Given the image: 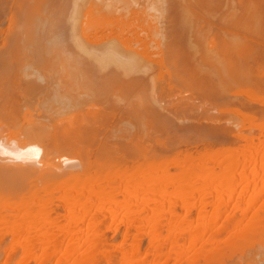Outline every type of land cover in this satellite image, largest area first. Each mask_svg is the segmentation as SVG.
Wrapping results in <instances>:
<instances>
[{
    "label": "bare ground",
    "instance_id": "bare-ground-1",
    "mask_svg": "<svg viewBox=\"0 0 264 264\" xmlns=\"http://www.w3.org/2000/svg\"><path fill=\"white\" fill-rule=\"evenodd\" d=\"M146 1L137 15L136 0H0V264H264V62H242L264 40V0L182 1L194 80L155 40L169 0ZM113 21L151 40L89 33ZM143 62L158 69L130 75ZM164 70L193 88L191 120L159 107Z\"/></svg>",
    "mask_w": 264,
    "mask_h": 264
},
{
    "label": "rangeland",
    "instance_id": "rangeland-1",
    "mask_svg": "<svg viewBox=\"0 0 264 264\" xmlns=\"http://www.w3.org/2000/svg\"><path fill=\"white\" fill-rule=\"evenodd\" d=\"M150 1V0H149ZM153 1V0H152ZM176 3H175V2ZM173 2H171V0H169L168 1V3L166 4V5H164L163 7H159L158 9H154L153 11L157 14H155L154 12H152L153 13V15H154V17H155V19L156 20H159L161 23L160 24H164L163 26H161V27H164L163 28V30H164V32H166V33H164V34H166V35H164V36H162L163 35V32L161 33V31H160V36H156V37H159V38H157V39H155V40H157V41H159L160 39H162V37H164V41H165V43L167 42V45L166 46H169V44L170 45H172V44H174V46L177 48V51H180V54L182 55V57H183V59L185 58V57H187L186 55H184L185 53V51H187V53H188V50H186L187 49V45L186 44H188V40H191V41H193L194 39V36H193V38L190 36V37H188V34H189V28L187 27V25H186V23L185 22H183V17H182V15L183 16H185L184 15V13L182 12V10H181V8L184 6V2H182L183 0H174ZM236 1H240V0H236ZM246 3H247V1L246 0H244ZM243 0H241V2H243V3H241L240 5V9H243V7L242 6H244L243 4H245V2H244ZM258 2H259V0H257ZM146 0H136V2H135V5L137 4V6L135 7V5H134V7L132 8V12L134 11V13L136 12H139V14H137V15H140L141 14V12L143 11V10H146V9H148L147 7H146ZM183 4H182V3ZM248 2H249V0H248ZM49 3V2H48ZM153 3V2H152ZM172 4V3H175L173 6L171 5V6H169V4ZM179 3V4H178ZM237 3V2H236ZM179 5V6H178ZM52 6H54V4L52 5ZM180 6H182V7H180ZM201 6V5H200ZM205 6V5H204ZM144 7H146V9H143ZM164 7H166V8H164ZM170 7H173L172 9L174 10H172V9H170ZM202 7V6H201ZM199 8V6H198V8H193L192 7V9H193V11H194V13L195 14H198L197 16L199 17V19H200V16H205V17H207L206 15H207V13L210 11V6H205V7H202V8ZM239 7V6H238ZM138 8H140V9H138ZM185 8H186V4H185ZM191 8V7H190ZM205 8H207V11H206V9ZM208 8H209V10H208ZM183 9V8H182ZM162 12H161V11ZM171 10V11H170ZM197 10V11H196ZM203 10V11H202ZM147 11V10H146ZM157 11V12H156ZM168 11V12H167ZM198 11H200L201 13H199ZM130 13V14H133V13ZM183 13V14H182ZM205 13V14H204ZM178 14V15H177ZM199 14H200V16H199ZM204 14V15H203ZM169 15V16H168ZM180 15V16H179ZM210 15H212V11H210ZM163 16H164V18H166V20L163 18ZM213 16H217V15H212L211 17H213ZM176 17V19L174 20V18ZM188 17V16H187ZM179 18V19H178ZM210 18V17H209ZM213 19H214V17H213ZM212 19V21L210 22V23H205V22H202V24H201V26H202V29L204 30V29H206V30H211V31H209V33H211L212 35H213V32H214V35H213V37H215V39L216 40H218L219 41V39H220V30H219V27L217 26V22H215V20H213ZM161 20H164V21H161ZM168 20H169V23H168ZM179 20V21H178ZM195 20H197V19H195ZM194 20V21H195ZM117 21H119V20H117ZM117 21H113L114 23H113V26H99L98 25V29L97 30H95L94 28H92V29H90L89 30V33H91V34H96L97 32H99V30H102L103 31V35H104V37H103V35H101V36H99V38H97V37H95V38H92L91 36H90V38H88L89 39V41L88 42H90V40H91V38L92 39H96V40H98V41H100L101 39H102V37H103V39L105 38V40L106 39H108L107 37H109L110 36V34L112 35V36H110V38H111V41H112V39L114 38V40H115V38H118L119 39V37L121 38H123V40H127V41H131V42H135V44L137 43V41L140 43V44H142L143 45V43H144V45H145V42L147 41V40H151L150 38H149V34H150V30L148 31V33H140L141 32V30L140 29H138L137 27H136V30L138 29V33L137 34H135V31H131V29H129V28H126L125 30H116L115 29V25L116 26H118V22ZM122 21V20H121ZM124 21V20H123ZM173 21L175 22V24L173 25L172 23H173ZM116 22V23H115ZM165 22V23H164ZM196 23H197V21H195ZM166 23H168V24H166ZM178 23V24H177ZM185 23V24H184ZM201 23V21H199V24ZM170 24V25H169ZM262 25V24H261ZM176 26H177V28H176ZM200 26V25H199ZM208 26V27H207ZM258 26V25H257ZM259 26H260V24H259ZM258 26V27H259ZM110 27V28H109ZM112 27V28H111ZM146 27V26H145ZM218 27V29H216ZM108 29V31H106ZM260 29V28H259ZM112 30H113V32H112ZM116 30V31H115ZM105 31V32H104ZM173 31V32H172ZM178 31V32H177ZM207 31V32H208ZM115 32H116V34H115ZM130 32V33H129ZM187 32H188V34H187ZM168 33V34H167ZM100 34V32L98 33V34H96V35H99ZM113 34H115V35H113ZM148 36V38L146 37V35ZM121 35V36H120ZM124 35H126V36H124ZM177 37H176V36ZM182 35V36H181ZM191 35V34H190ZM217 35V36H216ZM107 36V37H106ZM116 36V37H115ZM119 36V37H118ZM127 36H128V38H127ZM132 36H133V38H132ZM136 36H137V38H136ZM171 36H172V38H175L173 41H174V43H171V42H168V41H170L171 40ZM138 37H139V39L142 37L143 39H140V40H138ZM145 37V38H144ZM217 37V38H216ZM109 38V39H110ZM125 38H127V39H125ZM135 38L137 39V41H135ZM170 38V40H167V39H169ZM117 39V40H118ZM131 39V40H130ZM147 39V40H146ZM186 39V40H185ZM185 40V41H184ZM263 40V39H262ZM108 41V40H107ZM107 41H105V42H107ZM195 41V40H194ZM193 41V42H194ZM102 44L103 43H105L104 42V40H102V41H100ZM126 41H123V43H125ZM131 42H127L128 43V45L129 44H131V45H133ZM262 42V44L260 43L259 45L261 46L262 45V48L260 47V46H253V47H251L250 48V50H252L251 52L249 51V53L247 54V56H246V59H244V60H246L247 61V58H248V61L246 62V61H242L243 62V64H244V66H246V68L248 69V70H250V68L252 69V70H250V71H252L253 72V70L255 71L256 70V67H263V62H264V40L263 41H261ZM115 43H117V42H111V43H108L107 42V45H105V44H103V46H104V49H106V50H109V48H112V47H110V46H112V44L113 45H115ZM85 44H87V42H85ZM109 44H111V45H109ZM179 44V45H178ZM88 45V46H87ZM86 46H87V48L88 49H90L91 47H90V45H92V44H87ZM141 45V46H142ZM107 46H108V49H107ZM136 46H138L137 47V49L140 47V45L139 44H137ZM173 46V45H172ZM184 46V47H183ZM98 47V50L97 51H101L102 50V47L100 48L99 46H97ZM183 47V48H182ZM255 47V48H254ZM101 50H100V49ZM141 48V47H140ZM180 48H182V51L180 50ZM185 48V49H184ZM253 48H254V50H253ZM92 49V48H91ZM97 49V48H96ZM183 49H184V51H183ZM93 50V49H92ZM92 50H90V51H92ZM97 51H95V52H97ZM103 51H105V50H103ZM175 51V50H174ZM105 52H107V51H105ZM98 53V52H97ZM182 53H184V54H182ZM179 54V56L178 57H180L181 55ZM189 54H192V53H189ZM254 55L253 57H251L252 55ZM255 54H256V56H255ZM258 54V55H257ZM260 54V55H259ZM100 55V54H99ZM176 55H177V53H176ZM184 55V56H183ZM192 55H194V54H192ZM192 55H189L190 56V59H189V57H187L188 59H187V61L185 60H181L180 58H179V60H180V66H181V68H177V71H178V73L180 72L181 73V75H180V73H179V75L182 77L183 76V78H186L185 80H188V78H189V80H192L193 78H195L194 76H196L195 75V73H192V71L193 72H195L194 70V61H195V59H199V57H200V55H196L198 58H195L194 56H192ZM249 55H250V57H249ZM101 56V55H100ZM262 57V58H261ZM155 57H153V60L155 61V59H154ZM191 58H192V60H194V61H192L191 60ZM250 58H253V59H250ZM103 59H105V57H103ZM250 59V60H249ZM157 60V59H156ZM192 61V62H191ZM90 62H91V60H90ZM93 62V61H92ZM262 62V63H261ZM94 63H96L95 61H94ZM189 65H188V64ZM88 64V63H87ZM103 64H107V67L108 66H113L112 67V70L114 69V64L113 63H110V62H107V63H104V60H103ZM149 64V63H148ZM147 63H144L143 62V64H141V65H139V67L138 68H140V66H141V69H137V67L134 69V70H132V72H131V74L130 75H132V73L133 74H135V72H137V74H140V75H143L144 74V76H146L145 74H149L150 75V73L151 72H153V73H155L154 72V70H157L158 68H157V66L155 65V64H153V63H150V65H148ZM148 65V67L146 68V66ZM257 65V66H256ZM180 66H178V67H180ZM188 66H189V68H188ZM249 66V67H248ZM98 67V64H97V66H96V69H98L97 68ZM104 67H106V66H104ZM145 67V68H144ZM151 67V68H150ZM153 67H154V69H153ZM192 67H193V69H192ZM253 67H254V69H253ZM100 68V67H99ZM144 68V69H143ZM103 69H105V68H103ZM103 69H101V70H103ZM170 69V68H169ZM98 71H99V69H98ZM98 71H95V72H98ZM107 71H109L108 69H106V71L104 70V72H107ZM111 71V70H110ZM122 71V70H121ZM103 72V71H102ZM178 73H177V77L179 76L178 75ZM100 74V71L98 72V74L97 75H99ZM103 74V73H102ZM176 74V73H175ZM192 74V75H191ZM194 74V75H193ZM184 75H186L187 77H185ZM164 78H166V79H164L163 81H162V83H163V85H162V83H160L159 85H162L161 86V90L159 89V90H157V91H155V93H154V97H155V95L157 96V97H155V99H157V100H159L162 104L159 106V107H161L162 106V108L163 109H165V110H167V113L171 116V115H173L172 117H177L179 120H185V121H188V120H191L192 119V116H191V114H190V112L189 111H186L185 110V107H182V106H184V105H186V103L185 104H183L187 99H190L191 98V100L192 101H194V100H196L195 98H194V95H192V92H194V91H192V89H191V87H187V86H183V87H181V86H179V85H177V83H174V82H171V84H168V75H167V71L166 70H164ZM193 76V77H192ZM176 77V78H177ZM180 77V78H181ZM192 77V78H191ZM37 78V77H36ZM44 78V77H43ZM43 78H41V79H43ZM174 79L175 81L177 80V82H178V78L177 79ZM183 78H181V79H183ZM35 79V78H34ZM39 81L41 80V79H39V78H37ZM37 79H35V80H37ZM45 79V78H44ZM194 80V79H193ZM38 81V82H39ZM43 82H45V81H43ZM42 82V85H44V83ZM167 82V83H166ZM187 82H189V81H187ZM91 83L93 84L94 83V81L92 82L91 81ZM90 83V84H91ZM174 83V84H173ZM39 84H40V82H39ZM149 84V83H148ZM168 84V85H167ZM173 84V85H172ZM41 85V84H40ZM94 85V84H93ZM93 85H92V87H93ZM114 85H116V84H114ZM164 85H165V87H164ZM171 85V86H170ZM176 85V86H175ZM149 86V85H148ZM176 87H178V89H180V90H178ZM108 89H109V87H108ZM107 89V90H108ZM259 89H261V85H260V87H259ZM263 89V88H262ZM112 90H114L113 88H112ZM185 90V91H184ZM178 91V92H177ZM185 93H184V92ZM191 91V92H190ZM157 92V93H156ZM160 92H161V94H160ZM182 92V93H181ZM183 93H184V95H183ZM180 94H182V95H180ZM188 94V95H187ZM186 95V96H185ZM54 96V95H53ZM179 96H181V97H179ZM187 98V99H185V97ZM192 96H193V98H192ZM88 97V96H87ZM86 97V98H87ZM159 97V98H158ZM85 98V99H86ZM179 98H181V99H179ZM59 99V97H56V95H55V97H52V99L51 100H49V102L50 103H56L57 102V100ZM84 99V100H85ZM90 99V98H89ZM178 99V100H177ZM185 99V101H182V100H184ZM244 101H247V100H249L248 98L246 99V97H244V98H242ZM86 100H88V99H86ZM85 100V101H86ZM157 100H156V102H157ZM82 101V100H81ZM84 101V102H85ZM89 101V100H88ZM179 101V102H178ZM254 101V102H253ZM252 102H251V100L249 101V105L251 104L252 105V108L255 106V108H259L260 107V105H262V104H260V103H257V101H255V100H253ZM167 102H168V104H167ZM187 102V101H186ZM248 102V101H247ZM247 102H245V103H247ZM251 102V103H250ZM158 103V102H157ZM179 103V104H178ZM253 103V104H252ZM256 104V105H255ZM158 105H159V103H158ZM165 105V106H164ZM168 105H170V106H168ZM176 105V106H175ZM172 106V107H171ZM179 106V107H178ZM181 107H182V109H181ZM172 108V109H171ZM177 108V109H176ZM180 108V109H179ZM248 109L250 108V110H251V107L249 106V107H247ZM188 112V113H187ZM178 113V114H177ZM183 114H185V115H183ZM179 115V116H178ZM189 115V116H188ZM182 116V117H181ZM190 117V118H189ZM191 137V136H190ZM193 137V136H192ZM192 137L191 138H189V139H191V140H188V143L189 144H194V146H196V147H199L198 145V143L199 142H197V140L199 141V138L198 139H195V138H193L192 139ZM197 138V137H196ZM193 140V141H192ZM195 142V143H194ZM195 147V148H196Z\"/></svg>",
    "mask_w": 264,
    "mask_h": 264
}]
</instances>
